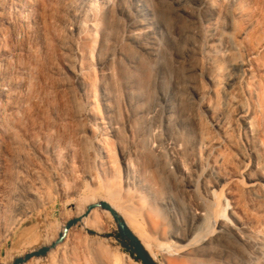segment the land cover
<instances>
[{
	"label": "rangeland",
	"instance_id": "374dc122",
	"mask_svg": "<svg viewBox=\"0 0 264 264\" xmlns=\"http://www.w3.org/2000/svg\"><path fill=\"white\" fill-rule=\"evenodd\" d=\"M263 100L264 0H0V264L56 239L89 194L111 190L159 239L211 231L221 189L261 244L212 236L195 261L138 238L159 264H264ZM96 213L37 264H111L101 249L142 264Z\"/></svg>",
	"mask_w": 264,
	"mask_h": 264
},
{
	"label": "bare ground",
	"instance_id": "6f19581e",
	"mask_svg": "<svg viewBox=\"0 0 264 264\" xmlns=\"http://www.w3.org/2000/svg\"><path fill=\"white\" fill-rule=\"evenodd\" d=\"M143 12H145V11H143ZM262 48L263 47H261V49L259 50V52H257L256 56H259L260 55V52H261ZM239 67H240L239 69L243 72V75L247 79H249L250 76H251V68H252L251 65L249 63H247L246 61L243 60L241 62V64L239 65ZM258 92H259V90H257L254 86H250V84H249L248 93H249L250 97H252L253 94H257ZM263 102H264V100H263ZM251 103H252L251 104L252 107L255 108L256 107L255 102L252 101ZM261 116H262V121L261 122L263 123V121H264V108H262V106H261ZM245 123H247V127H248V123H250V120H245ZM248 180L249 181L246 183V187L248 189H250V190H253L255 186L259 185V182H253L250 179V177H248ZM259 180L260 181L261 180L264 181V176H261L259 178ZM115 181H117V180H115ZM110 183H112V182H110ZM113 186L114 185L110 186V188H113ZM110 192H111V190L109 191L108 196H106L103 201H106L107 203H109L114 209H116L121 214V216L124 218L125 222L130 227V229L138 237H141L144 240V244H145L146 248H149L150 250L151 249L157 250L159 253H162V254L175 255L178 252H184V255L188 256V258H190L192 260H195V257H194L195 255L194 254L196 252V250H195L196 248L194 249V247L195 246H198V245H201V244H204L210 237L215 236L217 238V237L224 236V234H229V235L236 234V233L237 234H240V232L242 230H245L247 228H250L248 226H245V223L242 220L239 219V217L235 214L234 211H228L227 215L230 216V219L229 220L223 217L224 216V208L223 207L220 208V207L222 206V200H223V197H224V193H223V190L221 189L219 195L216 198L217 201L215 200L216 201L215 202L216 203V209L214 211H212L213 212V213H211L212 215H209L208 216V219H207V223L208 224H209V221L212 223V224L210 223V225L213 227V228L211 227L212 228L211 231H208L206 233H203L202 230H201L202 227L201 226H197L196 230L194 232H191V235L189 237L187 235L182 236L179 233H176V232H172L171 231V233L169 232L170 234H169V236L167 238L154 239L148 233H146V231L142 227H140L137 224V222H135L134 219H132V218H130V217L127 216V213L124 210V207L118 201L115 200V198L113 196V193H110ZM87 197L90 199L91 203H94V202H97L98 201L91 194L87 195ZM225 200H227V198H225ZM230 202H234V200H230ZM2 203H3V201L2 202L0 201V205ZM85 209L86 208L80 209V211L76 214L75 217H81L77 221L76 224H79V225H81L83 227H93V228L100 227L101 224H102V221L100 219V215H98L96 213L97 210H98V208H94L86 216H82L83 213H84V211H85ZM105 213L108 216H111L110 213L107 210H105ZM3 221H5V219ZM63 226H64V224L62 225V227ZM207 229L208 228H206V230ZM60 231H62V228L60 229ZM248 231H249V234H246V232H245V236H247V239L246 240H249L250 239L252 242H255L257 244H261L262 243V241L260 240L261 238L256 237L257 235L256 236L253 235V232L254 231L251 228ZM9 232H11V231H9ZM25 232H26V230H25ZM69 232H70V229L66 233L65 238H67ZM166 235H167V233H166ZM184 239H185L184 242H179V241H182ZM54 240H55V238L52 239L50 242H48L45 245H50ZM58 245L55 248H57ZM205 245H207V244H205ZM204 248H205V246H204ZM208 248L210 250V247H208ZM261 252H263V251H261ZM100 253H101V255H103L105 257L107 256V258L109 257L108 259L110 260V263L111 264H125L124 260L122 259V256L120 257V256L111 255L110 252H108L106 249H101L100 250ZM111 256H113V258L110 259ZM40 260H41V257H34V258L30 259V261H27V262H25L23 264H32V263L37 264ZM109 260H108V262H109Z\"/></svg>",
	"mask_w": 264,
	"mask_h": 264
},
{
	"label": "water",
	"instance_id": "95a60500",
	"mask_svg": "<svg viewBox=\"0 0 264 264\" xmlns=\"http://www.w3.org/2000/svg\"><path fill=\"white\" fill-rule=\"evenodd\" d=\"M94 208L107 210L110 213L117 229V236H114L117 241V246L128 252L132 258H138L142 264H159L144 247L138 236L130 229L121 214L106 201L99 200L88 204L82 216H86ZM80 218L81 217H73L68 219L62 227V231L58 233L57 238L50 245H41L36 249L26 252L22 256H17L10 264H23L34 257H45L50 250L63 242L68 230L74 226ZM86 232L98 237H106L105 234L98 233L94 230L86 229Z\"/></svg>",
	"mask_w": 264,
	"mask_h": 264
},
{
	"label": "trees",
	"instance_id": "16d2710c",
	"mask_svg": "<svg viewBox=\"0 0 264 264\" xmlns=\"http://www.w3.org/2000/svg\"><path fill=\"white\" fill-rule=\"evenodd\" d=\"M133 255V254H132ZM135 260L140 261L138 258H135Z\"/></svg>",
	"mask_w": 264,
	"mask_h": 264
}]
</instances>
